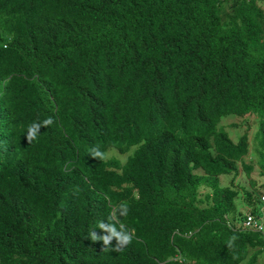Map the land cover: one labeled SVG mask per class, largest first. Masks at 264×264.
Here are the masks:
<instances>
[{"label":"trees","instance_id":"1","mask_svg":"<svg viewBox=\"0 0 264 264\" xmlns=\"http://www.w3.org/2000/svg\"><path fill=\"white\" fill-rule=\"evenodd\" d=\"M228 115L258 119L264 177V0H0V264H257L231 223L260 199L218 178L253 168Z\"/></svg>","mask_w":264,"mask_h":264},{"label":"clouds","instance_id":"2","mask_svg":"<svg viewBox=\"0 0 264 264\" xmlns=\"http://www.w3.org/2000/svg\"><path fill=\"white\" fill-rule=\"evenodd\" d=\"M228 116H234V115H228ZM249 116H252V115H249ZM245 117H247V116H245ZM245 117H238V118H245ZM252 117H254V116H252ZM256 120H257V131H258V119L256 118ZM53 123H54V120L51 117H49L47 119H44L43 121H40L38 123L37 122H33L31 125L28 126V129H27V135H26L27 141L30 143V142L36 140L37 137H38V134L40 132V129L44 128V127H49ZM169 127L170 126H168V125L154 124L153 127H152V130H154L156 132V135L153 136L152 139L150 140L151 143H156V144L160 145V143H159V134H160V132H165L166 130H168ZM218 129H220V130L224 131L225 133H227V131H225L224 129L219 127V125H218ZM257 131L255 132V134L257 133ZM244 134H247L248 142H249V146H250L249 135H248L247 132L244 133ZM255 134L252 137V144H253L254 154L257 157V166H258L259 155L256 154V149L254 148V143H253ZM227 135L230 138L228 133H227ZM239 139L237 140V142L239 141ZM230 140H231V138H230ZM237 142H233V143H237ZM145 144H146V140L145 139H143V140L133 139L128 144V145H130L128 152L120 153L116 148H109L108 150L114 149L115 152L107 151L105 159L106 160L116 159V160L121 162L120 164L122 166H124L125 163L128 162V160L131 159L134 156V153L137 152V151L139 152L144 147ZM109 153H114V154L118 155V157L108 158L107 154H109ZM249 153H250V148H249ZM92 155H93V157L103 158V154L100 151H98V150H93ZM243 162H244V160H243ZM238 167H241L240 163H238ZM258 169H259V167H258ZM197 173L198 174H202L201 171H197ZM238 174H239V172H238ZM227 176L234 177L233 175H221V176L218 177L219 178V183H220L221 177H227ZM220 186L221 187H226V186H222L221 183H220ZM234 189H236V188H234ZM262 198H264V196L259 197L260 203H259V205H255V206H258V207H256V208H255V206L252 207V208L245 207V208L248 209V212L244 213L242 216L238 215L237 221L231 223V227H233L234 230L248 231V232H253V233H257V234H262L264 236V214L261 213V211H264V209L262 208L264 206V201L262 200ZM237 199L235 201V204H236L237 211H239L240 207H239V203H238ZM244 206H245L244 205V199L242 198V207H244ZM119 210H120V215H127V213H128V205L126 203H122L121 205H119ZM247 221H249L251 223L249 226L246 225ZM99 227L101 229H105L109 233V235L101 237V236H97L94 232H92L91 233V239L93 241H95L97 239H103L104 244L107 245L109 243V241L113 237H115V239L117 241L116 247L125 246V245L131 243V241H132V235L129 234V232L127 230H125L123 225H120L119 230H117V228L114 225H112V224H108L106 226V225L101 223L99 225Z\"/></svg>","mask_w":264,"mask_h":264},{"label":"rangeland","instance_id":"3","mask_svg":"<svg viewBox=\"0 0 264 264\" xmlns=\"http://www.w3.org/2000/svg\"><path fill=\"white\" fill-rule=\"evenodd\" d=\"M219 127L227 131L231 140L233 142H237V140L244 134L248 133L250 140V153L244 159V163L246 165H251L253 168L250 172V175H247L245 171H242V168L239 167V174L234 178L232 176L221 177L220 183L222 186L237 188V190H247L252 194L253 200L257 202L259 197L264 196V177H262L259 173V169L257 166V157L254 154L252 137L257 131V120L255 117L247 116L245 118H238L235 116H227L222 118ZM109 152H115L114 149L108 150ZM108 158L118 157V155L114 153L107 154ZM242 194H239L238 203H239V211H237L236 215L242 216L244 213L248 212V209L242 207ZM258 206H255V208ZM264 209V206L262 207ZM260 213V212H259ZM264 214V211H261ZM233 221V220H232ZM264 263V253L260 256L257 264ZM240 264H247V261H244Z\"/></svg>","mask_w":264,"mask_h":264},{"label":"built area","instance_id":"4","mask_svg":"<svg viewBox=\"0 0 264 264\" xmlns=\"http://www.w3.org/2000/svg\"><path fill=\"white\" fill-rule=\"evenodd\" d=\"M262 200L264 201V198H262ZM251 223L249 221H247L246 225L249 226Z\"/></svg>","mask_w":264,"mask_h":264}]
</instances>
